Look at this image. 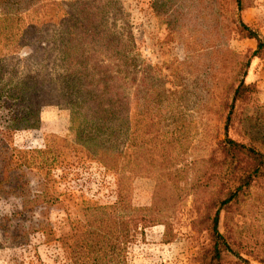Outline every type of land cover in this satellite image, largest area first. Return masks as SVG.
Masks as SVG:
<instances>
[{
	"label": "rangeland",
	"instance_id": "rangeland-1",
	"mask_svg": "<svg viewBox=\"0 0 264 264\" xmlns=\"http://www.w3.org/2000/svg\"><path fill=\"white\" fill-rule=\"evenodd\" d=\"M245 4L242 22L264 40V0ZM231 9L232 0H42L28 17L34 29L13 40L26 48L12 47L14 54L2 61L0 87L11 75L16 83L57 89L59 96L38 95L29 108L0 99V178L3 169L12 177L0 186V264H71L75 231L116 202L117 177L94 158L97 148H126L134 125L143 138L153 124L155 149L181 165L223 140L222 115L204 105L205 88L213 85L209 71L220 68L221 52L248 59L245 83L255 86L236 106L227 137L264 152V56L252 57L256 41L239 35ZM66 71L73 72L70 84ZM221 95L218 90L215 107ZM17 113V128L2 131ZM155 184L147 176L126 182L131 206L151 207ZM43 188L54 204L31 209ZM194 216L187 197L166 225L140 230L120 264H200L207 238L190 227Z\"/></svg>",
	"mask_w": 264,
	"mask_h": 264
},
{
	"label": "trees",
	"instance_id": "trees-1",
	"mask_svg": "<svg viewBox=\"0 0 264 264\" xmlns=\"http://www.w3.org/2000/svg\"><path fill=\"white\" fill-rule=\"evenodd\" d=\"M245 6V0H232L231 18L240 36L256 41L252 57L262 58L264 40L240 18ZM40 7L42 0H0L1 81L5 76L2 61L14 54L13 48L25 47L24 43L13 44L17 32L23 37L34 29L35 25L28 21V17ZM220 59L223 60L220 68L209 71L208 78L213 85L205 88L204 105L207 109L216 108L217 113L222 115L224 139L211 148L202 149L203 156L188 165L177 163L176 156L173 159L169 152L158 153L153 124L146 128L143 138L139 135L140 128L134 125L126 135V148H97L94 158L117 177L116 202L99 210L93 219L87 221L84 230L75 231L77 238L70 247L71 264H120L124 260L125 248L135 240L136 235L146 227L166 225L187 197H191L195 214L190 227L198 234L204 233L207 238L199 253L200 264H225V257L235 260V264H250L241 254L264 263V152L251 143L231 140L226 133L236 106L249 100L255 93V86L245 83L248 59L245 61L227 52H221ZM74 61L71 59V63ZM66 72L64 81L70 84L73 72ZM229 74L232 77L228 78ZM218 90L222 95L215 107ZM44 93L51 98L59 96L57 89L24 81L16 83L11 75L0 87V99L6 96L27 103L28 108L38 102V95ZM28 112L23 114L24 120L21 119L18 126L26 122ZM18 117V113L14 114L11 123L2 131L16 129L12 125L19 120ZM128 148L130 157L127 156ZM135 176H147L156 182L149 208L132 207L125 194L126 182ZM10 181L12 177L3 169L0 186ZM23 204L25 210L27 203L23 201ZM29 204L31 209L34 206L48 209L54 200L48 189L43 188Z\"/></svg>",
	"mask_w": 264,
	"mask_h": 264
}]
</instances>
